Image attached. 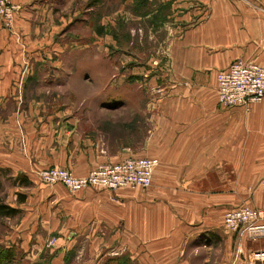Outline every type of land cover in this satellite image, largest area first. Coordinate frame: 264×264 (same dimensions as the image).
<instances>
[{"label": "crops", "instance_id": "crops-1", "mask_svg": "<svg viewBox=\"0 0 264 264\" xmlns=\"http://www.w3.org/2000/svg\"><path fill=\"white\" fill-rule=\"evenodd\" d=\"M10 1L20 11L12 30L0 18V169L31 182L25 202L12 204L21 210V247L33 253L26 259L41 260L44 237L58 233L48 264H264V240L224 229L228 210L264 206V99L223 108L217 96V75L233 61L264 66V0H122L144 5L139 17L170 23L167 60L154 74L139 66L151 94L106 98L112 109H139L137 145L121 137L115 152L81 130L66 103L73 98L38 93L81 79L76 64L66 73L47 61L66 51L56 40L67 29L57 0ZM136 157L159 161L149 189L71 192L36 173L85 176Z\"/></svg>", "mask_w": 264, "mask_h": 264}, {"label": "rangeland", "instance_id": "rangeland-1", "mask_svg": "<svg viewBox=\"0 0 264 264\" xmlns=\"http://www.w3.org/2000/svg\"><path fill=\"white\" fill-rule=\"evenodd\" d=\"M56 3L59 15L67 21V29L60 32L56 40L61 41L66 51L47 61L62 66L66 73L74 72L71 69L76 64L82 81L77 79L74 82L69 78L61 87L46 85L38 93L41 96L60 95L63 97L61 100L73 98L74 101L66 103L81 116V130L101 137L110 151H116V142H120L118 139L121 137L129 138L127 144L137 145L138 103L112 109L105 101L107 97L127 100L151 94L150 86L144 91L139 85V66L145 64L147 73L154 74L150 69L161 66L167 60L163 48L167 46L169 32L166 26L170 21L167 17L158 18V15L139 17L147 8L143 10L144 5L137 3L126 8L122 0H57ZM167 13L169 9L165 7L163 15ZM11 176L16 177L10 173L3 178L6 202L10 205L15 204L18 193L27 191L25 187L15 186ZM21 217L20 214L0 223V262L12 248L15 261L3 264H48L56 252L54 249L61 244V236L58 233L47 234L43 239L41 260H28L27 256L33 253L21 247L22 233L16 227Z\"/></svg>", "mask_w": 264, "mask_h": 264}, {"label": "built area", "instance_id": "built-area-1", "mask_svg": "<svg viewBox=\"0 0 264 264\" xmlns=\"http://www.w3.org/2000/svg\"><path fill=\"white\" fill-rule=\"evenodd\" d=\"M19 11L20 6L10 0H0V18L6 29H13ZM217 96L223 108L248 107L262 102L264 66L242 59L233 61L217 75ZM158 164L156 158L136 157L102 164L85 176H77L67 168L51 167L42 170L38 178L43 184H61L71 192L87 188L109 191L121 188L149 189ZM224 229L240 237L264 240V206L256 208L243 205L228 210L224 217Z\"/></svg>", "mask_w": 264, "mask_h": 264}, {"label": "trees", "instance_id": "trees-1", "mask_svg": "<svg viewBox=\"0 0 264 264\" xmlns=\"http://www.w3.org/2000/svg\"><path fill=\"white\" fill-rule=\"evenodd\" d=\"M10 172L5 169H0V223L3 222L6 219H11L15 218L16 216L21 214V210L17 207H14L6 202V193H5V186H4V181L3 178L7 175H9ZM11 181H14L15 186L19 187H29L31 185V182L28 180V178L24 175H18L16 177L11 176L10 178ZM26 200V195L23 193H18L17 194V200L16 203L18 205L24 203ZM5 253V258L4 261H2L0 264L6 263V262H13L15 261V253L12 251V248H9ZM50 260V259H49ZM49 262V261H48Z\"/></svg>", "mask_w": 264, "mask_h": 264}]
</instances>
